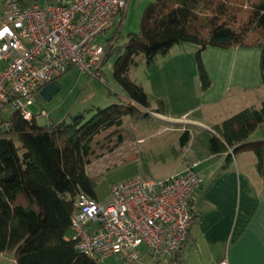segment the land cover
I'll use <instances>...</instances> for the list:
<instances>
[{"label": "trees", "instance_id": "1", "mask_svg": "<svg viewBox=\"0 0 264 264\" xmlns=\"http://www.w3.org/2000/svg\"><path fill=\"white\" fill-rule=\"evenodd\" d=\"M125 11L108 30L114 34L104 46L102 62L114 58L112 76L125 104L93 108L88 119L79 115L44 127L35 116L27 122L14 111L0 124V256L12 253L15 264H95L67 240L71 216L80 197L96 201V183L87 173L96 152L115 140L121 144L120 129L151 120L149 97L129 78L141 62L150 69L174 47L196 46V73L206 92L212 85L202 62L207 49L257 50L264 87V0H155L145 8L138 34L115 47ZM155 104L152 113L167 117V102ZM258 128L264 133V104L244 109L215 126L213 134L206 133L207 156L226 154L231 163L237 155L251 153L264 182V140L249 141ZM191 139L184 131L180 147Z\"/></svg>", "mask_w": 264, "mask_h": 264}, {"label": "built area", "instance_id": "2", "mask_svg": "<svg viewBox=\"0 0 264 264\" xmlns=\"http://www.w3.org/2000/svg\"><path fill=\"white\" fill-rule=\"evenodd\" d=\"M128 0H46L26 5L4 0L0 14V111L11 106L30 122L40 91L71 69L104 83L101 41ZM7 29V31H5ZM40 115L46 114L42 111ZM233 156L231 155V158ZM199 163L165 181L141 176L112 187L101 204L80 197L71 216L75 250L95 264L116 258L137 264H181L195 223L189 208L202 185ZM218 264H226L221 261Z\"/></svg>", "mask_w": 264, "mask_h": 264}, {"label": "crops", "instance_id": "3", "mask_svg": "<svg viewBox=\"0 0 264 264\" xmlns=\"http://www.w3.org/2000/svg\"><path fill=\"white\" fill-rule=\"evenodd\" d=\"M259 57L257 50L207 49L202 62L212 85L208 91L201 92V105L178 115H172L169 105L167 117L154 115L153 121L163 127L162 132L170 133L176 141L171 149L174 169L158 181H165L185 171L191 164L199 163L196 173L202 185L189 205L196 221L182 248L181 264H218L221 261L226 264H264V182L255 170L254 155L241 153L227 163L226 154L209 157L205 149L195 152L192 139L181 148L179 139L175 137L184 131L192 137L190 129L199 131L203 136L213 134L215 126L240 111L259 109L264 104ZM176 79L170 83L171 86H179ZM103 98L108 103L110 98ZM238 99L243 101L242 104L237 102ZM181 101L184 103L186 100L181 98ZM194 114H199L200 119L189 120L188 117ZM184 119L187 122L180 132L168 129L176 127ZM257 140H264V133L259 137L253 133L249 138L251 142ZM175 145L180 148L178 151L174 149ZM137 264H150V260L145 256Z\"/></svg>", "mask_w": 264, "mask_h": 264}, {"label": "rangeland", "instance_id": "4", "mask_svg": "<svg viewBox=\"0 0 264 264\" xmlns=\"http://www.w3.org/2000/svg\"><path fill=\"white\" fill-rule=\"evenodd\" d=\"M0 0V11L2 2ZM26 5L34 3L43 4L46 0H21ZM155 0H128L126 11L123 18L120 38L115 42V47H121L127 42L129 35L138 34L140 21L143 12L148 4ZM114 31L107 32L106 38L101 41L103 46L113 36ZM197 47L193 45H181L166 58L159 57L155 65L147 69L145 62L132 70L130 81L142 87L144 93L149 97L150 110L146 111L150 115V121H144L128 129L119 131L122 143L117 140L104 150L96 152L95 160L87 168V173L96 183V201L106 204L110 201V191L115 185L125 183L140 175L144 179L158 181L165 174L174 169V137L170 133L162 132L160 124L153 121L156 108L155 101L163 99L172 110V115L181 114L187 109H193L201 105V91L198 88L199 81L196 73L195 54ZM176 56V57H175ZM175 57V60L173 59ZM114 58H108L100 67L103 84L98 80H92L88 76L80 73L76 69H71L62 76L57 84L59 92L48 102L40 104L37 101L28 108V111L35 116L36 123L40 127L50 124H59L63 121L69 123L79 115L90 118L95 112L87 113L93 108L105 109L112 105H123L126 103L122 89L113 79ZM178 77V79H176ZM178 80L179 86H171L170 83ZM179 90V92H176ZM158 95V96H157ZM110 98L108 103L104 98ZM163 98H157V97ZM166 97V98H164ZM181 98L186 101L182 103ZM234 98V97H233ZM169 99V101L167 100ZM233 100V99H232ZM236 100V99H235ZM234 100V101H235ZM242 104L243 101L238 99ZM106 103V104H105ZM47 116L40 115L41 112ZM14 110L7 106L0 111V124L9 121ZM199 114L188 117L189 120L200 118ZM187 121L180 120L179 125L170 127L172 130H183ZM191 130L192 147L195 152H202L205 145V137L197 130ZM259 137L262 135V128H258L254 134ZM182 133L177 134V140ZM144 140L143 142L140 140ZM176 151L180 148L176 145ZM71 231L67 235V240H72ZM0 264H15L13 254L0 256ZM103 264H122L116 258L108 259Z\"/></svg>", "mask_w": 264, "mask_h": 264}, {"label": "water", "instance_id": "5", "mask_svg": "<svg viewBox=\"0 0 264 264\" xmlns=\"http://www.w3.org/2000/svg\"><path fill=\"white\" fill-rule=\"evenodd\" d=\"M58 92V86L56 84H50L40 91V93L36 97V101L40 104H44L50 101Z\"/></svg>", "mask_w": 264, "mask_h": 264}, {"label": "snow or ice", "instance_id": "6", "mask_svg": "<svg viewBox=\"0 0 264 264\" xmlns=\"http://www.w3.org/2000/svg\"><path fill=\"white\" fill-rule=\"evenodd\" d=\"M5 31H7V29Z\"/></svg>", "mask_w": 264, "mask_h": 264}]
</instances>
